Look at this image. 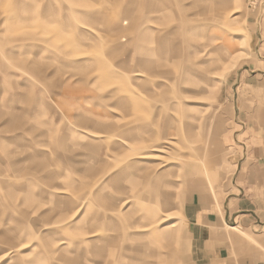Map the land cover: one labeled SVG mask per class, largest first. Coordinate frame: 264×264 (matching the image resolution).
Listing matches in <instances>:
<instances>
[{
  "label": "rangeland",
  "instance_id": "obj_1",
  "mask_svg": "<svg viewBox=\"0 0 264 264\" xmlns=\"http://www.w3.org/2000/svg\"><path fill=\"white\" fill-rule=\"evenodd\" d=\"M262 86L264 0H0V264H186V202L223 222L264 164Z\"/></svg>",
  "mask_w": 264,
  "mask_h": 264
},
{
  "label": "crops",
  "instance_id": "obj_2",
  "mask_svg": "<svg viewBox=\"0 0 264 264\" xmlns=\"http://www.w3.org/2000/svg\"><path fill=\"white\" fill-rule=\"evenodd\" d=\"M264 90V86H262ZM264 100V98H263ZM262 119L264 118V114ZM263 125V121L261 122ZM236 208L225 204L221 214L209 203L191 197L184 208L188 224L189 260L186 264H264V164H241ZM212 209V210H211ZM239 218L242 236L229 227Z\"/></svg>",
  "mask_w": 264,
  "mask_h": 264
},
{
  "label": "bare ground",
  "instance_id": "obj_3",
  "mask_svg": "<svg viewBox=\"0 0 264 264\" xmlns=\"http://www.w3.org/2000/svg\"><path fill=\"white\" fill-rule=\"evenodd\" d=\"M232 20V19H231ZM162 44V43H161ZM164 48H165V46H163ZM164 51V50H163ZM137 55H138V57L139 58H141L140 57V54H139V52L137 51ZM152 64H153V66H158V65H160V64H158V62H156V61H152ZM156 68V67H155ZM216 71V70H215ZM168 75V74H167ZM136 76V75H135ZM138 77L140 76V77H142L143 76V74H139L138 73V75H137ZM177 78H178V76H177ZM211 79V78H210ZM172 80H174L175 81V79H174V77L172 78ZM209 80V79H208ZM210 81V80H209ZM124 102H126L127 103V105L126 104H123V105H125V107H127V109H137L138 110V108H140L141 107V104H140V100L137 98V99H130V100H126V99H124V100H122L121 101V103H124ZM143 157V156H142Z\"/></svg>",
  "mask_w": 264,
  "mask_h": 264
}]
</instances>
